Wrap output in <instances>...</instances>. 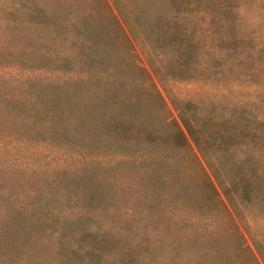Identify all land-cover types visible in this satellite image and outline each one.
Returning a JSON list of instances; mask_svg holds the SVG:
<instances>
[{
    "label": "trees",
    "instance_id": "trees-1",
    "mask_svg": "<svg viewBox=\"0 0 264 264\" xmlns=\"http://www.w3.org/2000/svg\"><path fill=\"white\" fill-rule=\"evenodd\" d=\"M240 1L0 8L25 39L0 47V264H264V98H225L264 79ZM195 78L219 97L172 111L158 85Z\"/></svg>",
    "mask_w": 264,
    "mask_h": 264
},
{
    "label": "rangeland",
    "instance_id": "rangeland-1",
    "mask_svg": "<svg viewBox=\"0 0 264 264\" xmlns=\"http://www.w3.org/2000/svg\"><path fill=\"white\" fill-rule=\"evenodd\" d=\"M13 1L16 0H0V8H8V6H13ZM72 1V0H67ZM241 17L244 25L247 29H254L255 35L262 36L264 35V0H241ZM4 13H1L0 11V17ZM15 34V35H14ZM13 35V36H12ZM22 33H20L18 30L13 31H3L0 30V47L2 46H9V47H16L21 42H24L25 39ZM45 38V36L43 37ZM264 38V36H263ZM56 45H60V42H56ZM134 48L137 54L139 55V58L143 65L147 66L144 54L142 53V48L137 43H134ZM210 76L212 78H217L219 76L215 73H210ZM226 77V80L229 78ZM208 81L202 79H189V80H180V79H169L167 82H163V85L167 89V91H164V89L158 85V89L160 90L161 94L163 95L166 103L168 106L172 109V106L169 101L168 93L175 95L178 99L182 100H190V101H196L203 104L209 103L211 99L219 97L218 95L221 94V87L215 83L213 80ZM260 84L257 87H254L250 81H244L240 80L235 83L240 84H246V86H238V85H228L225 86V90L227 92L225 98L229 99H236V98H249L250 96H258L257 98H264V79L260 77L258 79ZM232 82V81H231ZM233 83V84H235ZM224 92V91H223ZM215 96V97H213ZM49 153V154H46ZM54 154V155H52ZM39 156H36L33 160H30L29 163L32 165H39L48 163V166H53L55 164H61L63 166H70V149L66 148L62 151H52V149L44 148V150L38 154ZM25 161V160H23ZM24 164L23 162H21ZM1 164V163H0ZM139 243L138 239H133L132 243H130L132 246H135ZM83 246H87V243H84ZM115 248L113 249L114 254L110 257L103 256V259H107L110 261L108 264H118L117 260L120 258L119 254L117 252L118 244H114ZM33 262H36V260H33ZM53 262L50 260H44L43 263L40 264H52ZM57 264V263H54Z\"/></svg>",
    "mask_w": 264,
    "mask_h": 264
}]
</instances>
